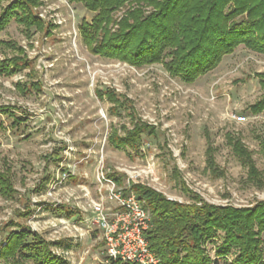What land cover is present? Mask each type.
Instances as JSON below:
<instances>
[{
  "label": "rangeland",
  "instance_id": "obj_1",
  "mask_svg": "<svg viewBox=\"0 0 264 264\" xmlns=\"http://www.w3.org/2000/svg\"><path fill=\"white\" fill-rule=\"evenodd\" d=\"M14 1L0 0V10ZM36 1L49 33L26 37L14 20L0 32V62L24 56L19 66L25 64L12 76L0 70V108L23 119L13 126L0 115V177L7 181L0 180V264L19 257L1 256L10 234L23 232L65 264H104L100 236L86 227L90 200L103 196L114 212L103 188L98 194L100 171L119 179V189L137 184L179 203L237 210L264 204V110H249L264 98V55L239 45L189 84L161 64L137 68L89 54L78 26L95 14L69 0ZM144 122L155 135L114 146L113 136ZM237 142L258 173L252 179L234 153ZM258 234L264 258V232ZM219 245L206 241L202 251L212 263L232 264L233 257L216 259Z\"/></svg>",
  "mask_w": 264,
  "mask_h": 264
},
{
  "label": "trees",
  "instance_id": "obj_2",
  "mask_svg": "<svg viewBox=\"0 0 264 264\" xmlns=\"http://www.w3.org/2000/svg\"><path fill=\"white\" fill-rule=\"evenodd\" d=\"M95 14L91 23L81 21L78 32L89 54L105 59H116L131 67L161 64L171 77L191 83L197 77L213 70L224 55L235 48H244L264 55V0H69ZM36 0H15L0 10V32L11 20L22 27L26 37L32 31L49 33L46 25L34 12ZM151 8L150 12H145ZM123 10L119 20L113 14ZM115 27V28H114ZM46 29V31H45ZM1 44V42H0ZM17 53L23 50L12 43ZM24 56H15L0 62V70L14 75L24 65ZM35 86L37 90V85ZM17 87H20L17 84ZM21 93L25 88H19ZM102 98L103 93L97 92ZM110 101L116 100L109 95ZM256 115L264 110V98L250 108ZM0 115L18 125L22 118L7 108ZM134 130L124 136H113L116 148L134 147L140 135L154 134V127L137 123ZM235 155L247 165L252 177L257 171L249 152L237 143ZM108 177L120 186V180ZM0 180L7 182L3 177ZM132 192L143 208L149 212L150 227L143 235L148 249L159 264H218L204 255L206 241L220 242L215 250L216 259L233 257L232 264H264L258 233L264 232V204L252 210L215 207L203 203L185 204L168 200L150 188L137 184L123 189ZM257 229L253 231V227ZM60 245V243H59ZM19 254L12 264H65L51 254L46 243L37 241L36 235L10 234L2 254ZM104 264H132L107 260Z\"/></svg>",
  "mask_w": 264,
  "mask_h": 264
},
{
  "label": "built area",
  "instance_id": "obj_3",
  "mask_svg": "<svg viewBox=\"0 0 264 264\" xmlns=\"http://www.w3.org/2000/svg\"><path fill=\"white\" fill-rule=\"evenodd\" d=\"M42 19L41 13L38 14ZM243 118H240L242 120ZM142 171L146 176L150 172ZM100 171V170H99ZM132 177V176H131ZM96 183L104 189V198L114 204V212L108 214L103 196L98 201L90 200V216L86 227L98 232L103 243L105 263L107 260L132 264H159L148 249L143 233L150 227L149 212L132 192L123 193L115 183L97 172Z\"/></svg>",
  "mask_w": 264,
  "mask_h": 264
},
{
  "label": "crops",
  "instance_id": "obj_4",
  "mask_svg": "<svg viewBox=\"0 0 264 264\" xmlns=\"http://www.w3.org/2000/svg\"><path fill=\"white\" fill-rule=\"evenodd\" d=\"M40 6H41V3L39 4V7H40ZM39 7H38V8H39ZM35 9H37V8H35ZM36 14H37V16H38V13H36ZM38 17H39V16H38ZM40 19H41V18H40ZM41 20H42V19H41ZM42 21H43V20H42ZM43 22H44V21H43ZM23 54H24V52H23ZM23 54H22V55H23ZM2 61H4V60H2ZM2 61H1V62H2ZM11 111H12V110H11ZM12 112H13V111H12Z\"/></svg>",
  "mask_w": 264,
  "mask_h": 264
}]
</instances>
